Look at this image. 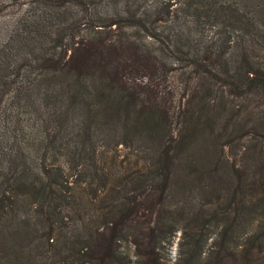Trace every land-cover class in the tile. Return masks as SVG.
<instances>
[{
  "label": "trees",
  "instance_id": "16d2710c",
  "mask_svg": "<svg viewBox=\"0 0 264 264\" xmlns=\"http://www.w3.org/2000/svg\"><path fill=\"white\" fill-rule=\"evenodd\" d=\"M21 6L0 7V264H172L171 196L184 264H258L264 0Z\"/></svg>",
  "mask_w": 264,
  "mask_h": 264
},
{
  "label": "rangeland",
  "instance_id": "374dc122",
  "mask_svg": "<svg viewBox=\"0 0 264 264\" xmlns=\"http://www.w3.org/2000/svg\"><path fill=\"white\" fill-rule=\"evenodd\" d=\"M1 1V0H0ZM25 0H9L6 3H1L0 7L2 8V10H4L2 12V14H6L7 17L8 16H15L18 13L22 12L24 10V7L21 6L22 2H24ZM15 2V4L13 3ZM264 9V8H263ZM1 17V19H4ZM180 198H178L177 196H171L168 200L169 206L172 208V214H170V217L173 218V220H175L177 222V225L180 226V230L177 231L176 233V237L174 238V242L172 244L171 247H169V250L166 249V253H168V257L170 258V261L172 264H184L186 257L189 253V248L187 247L188 241H189V236H190V231H192L194 228V223H192V213L193 211L190 210V214H188L190 216V218H188L187 216L184 217L182 215L179 214L178 212V202H179ZM168 216H169V212H168ZM192 241V238H191ZM207 255H204L203 258L201 257H195L198 259V261H192V260H188L187 264H218L219 261L224 262L221 258L225 257L223 255V251L220 253V255L218 253L215 254H211L208 256V254L210 253V250L207 249ZM238 256L240 255V253L237 254ZM242 256L237 257L238 261H242ZM249 262H253V263H258V264H264V252L261 253H255L253 255H249Z\"/></svg>",
  "mask_w": 264,
  "mask_h": 264
}]
</instances>
